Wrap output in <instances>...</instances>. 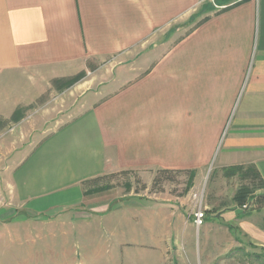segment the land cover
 I'll use <instances>...</instances> for the list:
<instances>
[{
	"label": "crops",
	"instance_id": "crops-1",
	"mask_svg": "<svg viewBox=\"0 0 264 264\" xmlns=\"http://www.w3.org/2000/svg\"><path fill=\"white\" fill-rule=\"evenodd\" d=\"M80 74L35 144L0 145V264H194L180 202L90 209L84 183L172 170L196 185L214 161L264 184V0H0L4 120ZM260 206L236 228L264 248Z\"/></svg>",
	"mask_w": 264,
	"mask_h": 264
},
{
	"label": "rangeland",
	"instance_id": "rangeland-1",
	"mask_svg": "<svg viewBox=\"0 0 264 264\" xmlns=\"http://www.w3.org/2000/svg\"><path fill=\"white\" fill-rule=\"evenodd\" d=\"M207 2L214 3L215 0H207ZM212 10H216L215 6ZM180 19L182 18H178L175 24V37L188 31L186 28L189 25H181ZM108 64L107 62L100 65L109 66ZM79 77L83 79V74ZM70 82L69 80L54 82L52 89L48 90L36 104L17 106L9 120H4L0 116V145L8 146L18 142L22 145L20 147L24 148L35 144L44 133L49 131L52 125L48 124L51 122L50 114L61 108V104L55 103L54 97L64 94L70 87ZM11 159V154L0 148V178ZM244 173L245 171L242 170L236 172L234 177L226 178L224 170H217L213 161L203 177L198 178L199 182L196 185L193 181L191 188L188 187L189 175L177 173L170 175L169 181L155 185L154 190L152 189L154 175L149 178L145 174L121 172L87 183L84 188L86 191L84 203L93 209L105 207L107 204L113 207L118 203L137 199L172 197L175 202L181 203L184 211L190 213L189 220L193 226L195 247L194 264H206L215 255L217 256L212 264H264V248L253 247L248 243L246 231H237L236 228L238 224L240 228L246 225L249 213L252 214L251 212L259 207L262 209L259 202L254 203L253 210L249 209L250 204L247 205V202L253 196L260 194L261 189L257 188V182L252 183ZM239 190L246 194L244 209H239L233 200ZM3 196V192L0 191V200ZM197 212H202L204 216L199 226L194 221V214ZM237 220L239 222H236Z\"/></svg>",
	"mask_w": 264,
	"mask_h": 264
},
{
	"label": "trees",
	"instance_id": "trees-1",
	"mask_svg": "<svg viewBox=\"0 0 264 264\" xmlns=\"http://www.w3.org/2000/svg\"><path fill=\"white\" fill-rule=\"evenodd\" d=\"M78 79H79V76L74 78L73 80H70L71 81L70 85H72ZM242 170L245 171L244 174L248 175L247 178H249V180H251L252 183L257 182V188L258 189H261V188L264 187V184H263V182H262V180L260 178V175L258 174L256 169L253 168V167H232V168H228V169L224 170V176L226 178H231V177H234L236 175V172H240ZM177 173L188 174L189 175L190 182H188V187L191 188V186L193 184V181H194V177H195V172L194 171H184L183 172V171H172V170H158V171H156L154 173V176H153V179H152V189L155 190L156 189L155 185H160L162 182L169 181V179L171 178L170 175L177 174ZM112 175H114V174H111L109 176H112ZM103 177H105V176H103ZM103 177L96 178V179H93V180H89V181L85 182L84 185H86L87 183H90V182L99 181ZM159 187L160 186H158V188ZM158 191H160V189ZM245 195H246L245 192H243L242 190H239L235 194V196L233 198L234 202L237 204V207L239 209H244L243 205L245 204V200H246V198L244 197ZM256 202H259L260 204H262L264 202V199L259 198L258 195L253 196L247 202V205L250 204L249 209L253 210V208H255L253 205ZM259 208H257V209H259Z\"/></svg>",
	"mask_w": 264,
	"mask_h": 264
},
{
	"label": "built area",
	"instance_id": "built-area-1",
	"mask_svg": "<svg viewBox=\"0 0 264 264\" xmlns=\"http://www.w3.org/2000/svg\"><path fill=\"white\" fill-rule=\"evenodd\" d=\"M203 213L202 212H197L194 214V221L196 223V225H200L202 223L203 220Z\"/></svg>",
	"mask_w": 264,
	"mask_h": 264
},
{
	"label": "water",
	"instance_id": "water-1",
	"mask_svg": "<svg viewBox=\"0 0 264 264\" xmlns=\"http://www.w3.org/2000/svg\"><path fill=\"white\" fill-rule=\"evenodd\" d=\"M258 197L264 199V194H259Z\"/></svg>",
	"mask_w": 264,
	"mask_h": 264
}]
</instances>
